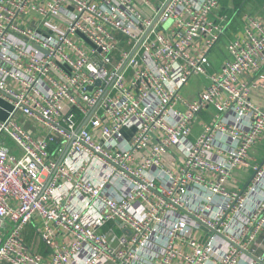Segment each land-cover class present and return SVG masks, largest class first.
<instances>
[{
	"label": "built area",
	"instance_id": "1",
	"mask_svg": "<svg viewBox=\"0 0 264 264\" xmlns=\"http://www.w3.org/2000/svg\"><path fill=\"white\" fill-rule=\"evenodd\" d=\"M221 1L0 0V264H43L28 225L48 264H264V19L244 14L216 71Z\"/></svg>",
	"mask_w": 264,
	"mask_h": 264
},
{
	"label": "crops",
	"instance_id": "2",
	"mask_svg": "<svg viewBox=\"0 0 264 264\" xmlns=\"http://www.w3.org/2000/svg\"><path fill=\"white\" fill-rule=\"evenodd\" d=\"M255 2H253V0H222L220 2L219 9L228 13L229 20L228 29L222 42L211 55V62L214 70L218 71L224 61L225 55L227 53V43L234 37H237L241 34L244 27V14L250 13L254 16L264 19V0L261 3ZM260 73L264 74V67L260 70ZM253 76L254 72H245L243 79L247 82H250ZM207 84L208 80L206 78L197 75L192 77L180 89L179 93L185 99L192 101L197 99L199 93L207 86ZM249 98L253 103L264 106V90H252ZM179 108L182 110L184 109V107L181 105ZM5 109L9 110L10 106L7 102L0 98L1 119L7 117V112ZM215 113L216 112L212 107H207L198 114L197 119L191 126V141H193V139L202 133L205 124L219 121V119L215 116ZM222 139L225 143L234 144V142H232L229 138L224 137ZM250 159L253 163H262L264 161V135L262 139L254 144V146H252L250 149ZM252 173L253 172L251 168L242 165L239 166L232 173V176L228 181L227 188L229 190L243 188L248 183ZM24 235L30 248L43 257V264H48L52 255V248L44 244L32 225H28L24 229ZM261 239H264V234L261 236Z\"/></svg>",
	"mask_w": 264,
	"mask_h": 264
},
{
	"label": "rangeland",
	"instance_id": "3",
	"mask_svg": "<svg viewBox=\"0 0 264 264\" xmlns=\"http://www.w3.org/2000/svg\"><path fill=\"white\" fill-rule=\"evenodd\" d=\"M255 1H256L257 3H261V2H263V0H253V2H255ZM256 2H255V3H256ZM166 25L168 26L169 24L167 23ZM105 230H106V229H105Z\"/></svg>",
	"mask_w": 264,
	"mask_h": 264
},
{
	"label": "water",
	"instance_id": "4",
	"mask_svg": "<svg viewBox=\"0 0 264 264\" xmlns=\"http://www.w3.org/2000/svg\"><path fill=\"white\" fill-rule=\"evenodd\" d=\"M97 84L99 85L100 83H99V82H97Z\"/></svg>",
	"mask_w": 264,
	"mask_h": 264
}]
</instances>
